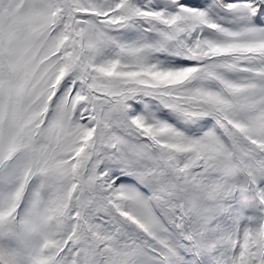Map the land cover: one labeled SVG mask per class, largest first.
<instances>
[{
  "label": "snow or ice",
  "instance_id": "1",
  "mask_svg": "<svg viewBox=\"0 0 264 264\" xmlns=\"http://www.w3.org/2000/svg\"><path fill=\"white\" fill-rule=\"evenodd\" d=\"M0 264H264V0H0Z\"/></svg>",
  "mask_w": 264,
  "mask_h": 264
}]
</instances>
